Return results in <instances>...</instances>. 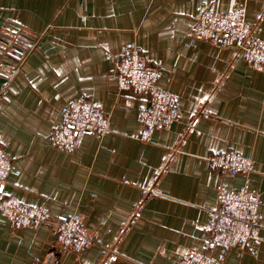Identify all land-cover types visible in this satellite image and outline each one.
<instances>
[{
    "label": "crops",
    "instance_id": "obj_1",
    "mask_svg": "<svg viewBox=\"0 0 264 264\" xmlns=\"http://www.w3.org/2000/svg\"><path fill=\"white\" fill-rule=\"evenodd\" d=\"M246 7L264 41V0H0V147L17 174L6 197L78 216L93 238L67 251L48 225L16 228L0 217V264H179L202 250L221 189L242 174L212 167L221 154L250 159L260 240L235 247L224 264H264V71L232 46L193 36L196 20ZM138 45L161 70L159 85L179 97L178 122L140 139L144 96L121 89L122 50ZM25 49L21 64L3 47ZM85 97L111 115L104 137L85 134L74 151L51 142L61 110ZM217 249L215 255H220Z\"/></svg>",
    "mask_w": 264,
    "mask_h": 264
},
{
    "label": "built area",
    "instance_id": "obj_2",
    "mask_svg": "<svg viewBox=\"0 0 264 264\" xmlns=\"http://www.w3.org/2000/svg\"><path fill=\"white\" fill-rule=\"evenodd\" d=\"M192 33L199 40L232 46L250 67L264 71V41L254 36L253 26L246 18L245 5L231 11H220L214 3L211 4L196 20ZM3 48L2 53L19 64L28 54L25 49L12 45ZM160 76L161 70L149 63L138 45L131 44L122 50L117 63L119 85L121 89H132L137 96L146 98L139 109V119L140 139L147 143L152 142L158 128L178 122L181 116L179 97L159 85ZM61 116V124L51 133V142L61 150L78 149L87 133L104 137L111 131V115L104 112L99 103L85 97L67 103L61 110ZM209 159L215 169L244 175L245 184L238 190L221 189L218 204L211 211L204 248L186 253L179 264H224L231 249H244L259 240V208L263 200L249 187L252 161L234 154L215 155ZM17 173L5 150L0 148L1 218L16 228L50 224L67 251H81L93 244V238L78 216L52 217L38 205L6 197L4 185L10 175ZM217 249L222 251L218 256L215 255Z\"/></svg>",
    "mask_w": 264,
    "mask_h": 264
},
{
    "label": "rangeland",
    "instance_id": "obj_3",
    "mask_svg": "<svg viewBox=\"0 0 264 264\" xmlns=\"http://www.w3.org/2000/svg\"><path fill=\"white\" fill-rule=\"evenodd\" d=\"M0 148H3V147H0ZM4 149V148H3ZM6 153V152H5ZM259 240H260V235H259Z\"/></svg>",
    "mask_w": 264,
    "mask_h": 264
}]
</instances>
